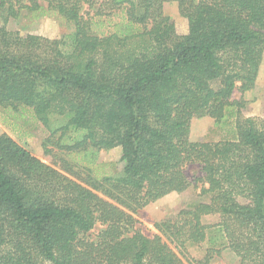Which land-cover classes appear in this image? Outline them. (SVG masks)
<instances>
[{"label":"trees","instance_id":"obj_1","mask_svg":"<svg viewBox=\"0 0 264 264\" xmlns=\"http://www.w3.org/2000/svg\"><path fill=\"white\" fill-rule=\"evenodd\" d=\"M24 14L72 31L8 30ZM0 17V120L21 140L43 128L56 166L0 135V264H186L178 251L202 244L203 264L224 250L264 264V116L233 98L259 77L264 0H0ZM205 117L220 139L193 142ZM117 147L120 173L97 163ZM195 164L209 201L144 234L135 214L187 191Z\"/></svg>","mask_w":264,"mask_h":264},{"label":"rangeland","instance_id":"obj_2","mask_svg":"<svg viewBox=\"0 0 264 264\" xmlns=\"http://www.w3.org/2000/svg\"><path fill=\"white\" fill-rule=\"evenodd\" d=\"M164 13L176 23L178 30L181 32L180 34L186 32V21L180 16L177 3H167L164 7ZM107 19H109L112 25L108 27V31H113V25L119 23L121 20L117 15L110 16ZM3 24L4 21L0 17V26ZM6 26L8 30L19 32L22 36L33 34L51 40L60 39L63 35L72 31L70 27H67L56 18H42L38 21L30 22L26 14L22 15L19 19L9 20ZM213 87H218V83H214ZM233 98L236 100L243 98L247 102L246 108L243 111L245 117L261 118L264 116V59L254 89L245 94H241L237 90ZM32 132L34 134L33 137L21 140L17 133H14L10 128L3 125L0 120V135L8 134L21 146L31 151L36 158L46 164L56 167L54 166L53 157L46 155L43 147L47 136L46 131H44L43 128H37L32 130ZM190 138L193 142L218 141L220 138L219 134L215 133V121L209 117L194 119L191 124ZM121 158L122 149L117 147L109 151L101 152L98 156L97 163L98 165L114 164L117 172L120 173L124 168V163L121 161ZM185 172L192 183L187 191L182 194L173 193L168 195L135 214V218L138 221L137 227L147 236L158 234L155 227L157 223L176 218L183 209H186L191 204L209 201V197H199V193L204 185L194 181L201 176L198 165L187 166ZM219 220L220 218L218 216H211L205 217L203 222L206 225H213L218 223ZM102 228V225H98L93 232V236L97 235ZM207 248L208 246L206 244H202L200 246H188L184 252H182V250L178 252L181 254L186 264H198L197 261L203 264L207 255ZM210 264H241V262L232 251L224 250L219 256H214Z\"/></svg>","mask_w":264,"mask_h":264},{"label":"crops","instance_id":"obj_3","mask_svg":"<svg viewBox=\"0 0 264 264\" xmlns=\"http://www.w3.org/2000/svg\"><path fill=\"white\" fill-rule=\"evenodd\" d=\"M191 135V134H190Z\"/></svg>","mask_w":264,"mask_h":264}]
</instances>
